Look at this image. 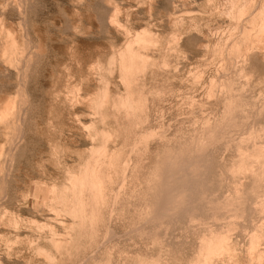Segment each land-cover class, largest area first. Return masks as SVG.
Here are the masks:
<instances>
[{"label":"rangeland","instance_id":"rangeland-1","mask_svg":"<svg viewBox=\"0 0 264 264\" xmlns=\"http://www.w3.org/2000/svg\"><path fill=\"white\" fill-rule=\"evenodd\" d=\"M235 1L0 0V264H264V57L239 36L264 0Z\"/></svg>","mask_w":264,"mask_h":264},{"label":"bare ground","instance_id":"bare-ground-1","mask_svg":"<svg viewBox=\"0 0 264 264\" xmlns=\"http://www.w3.org/2000/svg\"><path fill=\"white\" fill-rule=\"evenodd\" d=\"M184 1H185V0H184ZM241 1H242V0H241ZM233 2H234V1H233ZM235 2H236L238 5L240 4V3L237 2V0H236ZM191 3H193V2L191 1ZM237 4H235V5H237ZM249 4H250V3H249ZM253 4H254V3H253ZM233 5H234V3H232V7H234ZM238 5H237V6H238ZM245 5H246V4H245ZM246 6H247V5H246ZM246 6H245V7H246ZM249 6H250V5H249ZM260 6H261V7H260V9H258V10H257L256 7H255V9H252L254 6H253L251 9H247V7H246V10H250V11H251V12H250V18H249L250 20H249V22H248V23H250V28H249V29H246L245 27H244V29L242 28L243 31L239 34V36L241 37L240 39H242V38H243L242 40L245 39V42H246L245 46H244V44H243V46H244L243 48H244L245 51H247V52L250 53V52H251L250 50H252V52H251V54H252V53L257 52L256 50H258V52L261 53V56L264 57V2H261V3H260ZM245 7L243 6V7H240V8H239V6H238L237 8H235V7H234V8H235V10L238 9L237 11H238L239 13H240V9L242 8V9H241L242 12H241V14H240L241 17H242V15L244 14L243 12H248V13H249V11H246V10L244 11ZM189 8H190V7H189ZM197 8H198V7H197ZM234 8H232V9H234ZM249 8H250V7H249ZM184 10H185V8H184ZM231 11H232V10H231ZM228 12H229V11H228ZM235 12H236V11H235ZM238 12H237V13H238ZM188 13H189V12H188ZM198 13H199V12H198ZM232 13H233V12H232ZM248 13H247V14H248ZM182 15H183V14H182ZM186 15H187V12H186ZM113 17H114V16H113ZM231 17H232V16H231ZM248 17H249V16H248ZM117 18H118V17H117ZM236 19H237V18H236ZM113 20H114V19H113ZM117 20H118V19H117ZM246 20H247V19H246ZM111 21H112V20H111ZM188 21H189V20H188ZM114 22H115V21H114ZM181 22H182V21H181ZM191 22H192V21H191ZM193 22H194V21H193ZM238 22H239V21H238ZM253 22H256V23H253ZM251 23H252V24H251ZM243 24H244V23H243ZM194 25H196V23H195ZM251 25H252V26H251ZM195 28H196V27H195ZM192 29H193V28H192ZM140 30H141V29H140ZM145 30H146V29H145ZM184 30H186V29H184ZM194 30H196V29H194ZM141 31H142V30H141ZM142 32H143V31H142ZM147 32H148V31H147ZM184 32H185V31H184ZM187 32H188V31H187ZM193 32H194V31H193ZM193 32H191V33H193ZM195 32H196V31H195ZM195 32H194V33H195ZM148 33H149V32H148ZM189 33H190V32H189ZM189 33H188V34H189ZM223 33H224V32H223ZM235 33H236V32H235ZM235 33H234V34H235ZM144 34H145V33H144ZM149 34H150V33H149ZM149 34H146V36H147V35L149 36ZM234 34H229V37H230V35H233V36H234ZM184 35H185V34H184ZM197 35H198V34H197ZM224 35H225V34H224ZM227 35H228V34H227ZM236 35H237V34H235L234 37H236ZM189 37H190V36H189ZM191 37H192V36H191ZM194 37H195V36H194ZM196 37H197V36H196ZM229 37H227V39H228ZM143 38H144V36H143ZM152 38H153V37H152ZM154 38H155V37H154ZM136 39H138V38H136ZM220 39H221V37H220ZM225 39H226V38H225ZM227 39H226L225 42H224L225 44L228 43V42L231 40V39H229V41H227ZM238 39H239V38H238ZM144 40H145V39H144ZM180 40H181V39H180ZM196 40H197V39H196ZM141 41H142V40H141ZM171 41H172V40H171ZM218 42H219V41H218ZM242 42H243V41H242ZM245 42H243V43H245ZM143 43H144V42H143ZM154 43H155V42H154ZM159 43H160V42H159ZM170 43H171V42H170ZM221 43H222V42H221ZM232 43L234 44V42L231 41L230 45H231ZM235 43H236V42H235ZM136 44H137V43H136ZM181 44H183V43H181ZM185 44H186V43H185ZM225 44H224V45H225ZM241 44H242V43H241ZM137 45H138V44H137ZM151 45H152V44H151ZM215 45H216V44H215ZM215 45H214V46H215ZM222 45H223V44H222ZM226 45H227V44H226ZM228 45H229V44H228ZM230 45H229V46H230ZM214 46H213V47H214ZM236 46H237V44H236ZM131 47H132V46H131ZM230 47H231V46H230ZM234 47H235V46H234ZM125 48H127V47H125ZM182 48H184V46H183ZM214 48H215V47H214ZM214 48H213V50H214ZM218 48H221V47H220V42H219V47H218ZM232 48H233V46H232ZM232 48H231V49H232ZM243 48H242V49H243ZM127 49H128V48H127ZM131 49H132V48H131ZM170 49H171V48H170ZM172 49H173V48H172ZM215 49H216V48H215ZM253 49L255 50V52H253ZM144 50H145V49H144ZM183 50H184V49H183ZM223 50H224V49H223ZM227 50H228V49H227ZM129 51H130V49H129ZM184 51H185V50H184ZM228 51H229V50H228ZM230 51H232V50H230ZM145 52H146V51H145ZM212 52H213V51H212ZM212 52H211V53H212ZM214 52H215V50H214ZM221 52H222V51H221ZM119 53H120V52H119ZM139 53H140V52H139ZM184 53H185V52H184ZM209 53H210V52H209ZM211 53H210V54H211ZM217 53H218V52H217ZM236 53H237V52H236ZM244 53H245V55H246V52H244ZM185 54H186V53H185ZM228 54H229V53H228ZM251 54H249V56H250ZM123 55H124V54H123ZM126 55H127V51H126ZM138 55H139V54H138ZM141 55H142V54H140V57H141ZM165 55H166V54H165ZM183 55H184V54H183ZM189 55H190V54H189ZM221 55H222V54H221ZM221 55H220V56H221ZM247 55H248V53H247ZM129 56H130V54H129ZM135 56H137V52H136V54L134 55V58H135ZM213 56H214V54H213ZM222 56H223V55H222ZM229 56H230V55H229ZM255 56L258 58V55H256V53H255ZM131 57H132V56H131ZM154 57H155V56H154ZM157 57H158V56H157ZM183 57H184V56H183ZM183 57H182V58H183ZM217 57H218V56H217ZM250 57H251V56H250ZM250 57H249V59H250ZM121 58H122V57H121ZM128 58H129L128 61H130V57H128ZM132 58H133V57H132ZM136 58H139V57L137 56ZM144 58H145V56L142 57L141 60L144 61V60H145ZM211 58H212V57H211ZM214 58H215V56H214ZM218 58H220V57H218ZM223 58H224V57H223ZM244 58H245V57H244ZM252 58H253V56H252ZM260 58H262V57H260ZM122 59H123V58H122ZM122 59H121V61H123V62H121V64H123V63L125 62V61L122 60ZM125 59H127V58H125ZM143 59H144V60H143ZM146 59H147V57H146ZM148 59H150V58H148ZM152 59H153V58H152ZM152 59H151V60H152ZM208 59H209V58H208ZM224 59H225V58H224ZM239 59H240V58H239ZM246 59H247V58H246ZM246 59H244V60H246ZM133 60H134V59H133ZM133 60H132V62H133ZM141 60H140V61H141ZM153 60H154V59H153ZM156 60H158V59H156ZM156 60H155V61H156ZM163 60H164V59H163ZM209 60H210V59H209ZM221 60H222V59H221ZM235 60H236V59H235ZM251 60H252V59H251ZM251 60H250V61H251ZM253 60H254V59H253ZM147 61H148V60H147ZM147 61H145V63H146ZM182 61H183V60H182ZM214 61H215V60H214ZM236 61H237V60H236ZM241 61H242V59H241ZM250 61H249V62H250ZM22 62H23V61H22ZM152 62H153V61H152ZM162 62H163V61H162ZM162 62H161V63H162ZM211 62H212V61H211ZM218 62H219V61H218ZM218 62H217V63H218ZM258 62L260 63V61H258ZM130 63H131V61L129 62V64H130ZM137 63H138V62H137ZM141 63H142V62H141ZM143 63H144V62H143ZM145 63H144V64H145ZM153 63H154V62H153ZM213 63H214V62H213ZM233 63H234V62H233ZM250 63H251V62H250ZM26 64H27V63H26ZM121 64H120V66H119L120 68L123 67V65H121ZM144 64H142V66H143ZM220 64H221V61H220ZM222 64H223V63H222ZM125 65H126V64H125ZM125 65H124V66H125ZM127 65H128V64H127ZM131 65H132V64H131ZM131 65H130V66H131ZM135 65H136V64H135ZM151 65H152V64H151ZM207 65H208V64H207ZM213 65H214V64H213ZM223 65H224V64H223ZM249 65H250V64H249ZM249 65H248V66H249ZM132 66H133V65H132ZM132 66H131V67H132ZM136 66H137V65H136ZM136 66H135V67H136ZM218 66H219V65H218ZM255 66H256V65H255ZM215 67H216V66H215ZM220 67H221V65H220ZM235 67H236V65H235ZM235 67H234V69H235ZM249 67H250V66H249ZM262 67H263V66H262ZM128 68H129V66L127 67V70H129ZM133 68H134V67H133ZM133 68H132V69H133ZM139 68H140V67H139ZM216 68H218V67H216ZM124 69H125V68H124ZM130 69H131V68H130ZM122 70H123V68H122ZM125 70H126V69H125ZM127 70H126V71H127ZM143 70H144V68H143ZM143 70H142V71H143ZM215 70H216V69H215ZM232 70H233V69H232ZM235 70H236V69H235ZM252 70H253V69H252ZM262 70H264V69H262ZM119 71H120V70H119ZM147 71H148V70H147ZM188 71H189V70H188ZM216 71H217V70H216ZM120 72H121V71H120ZM129 72H130V71H129ZM140 72H141V71H140ZM219 72H220V71H219ZM223 72H224V71H223ZM257 72H258V71H257ZM261 72H262V71H261ZM122 73H123V72H122ZM126 73H127V72H126ZM230 73H231V72H229V74H230ZM127 74H128V73H127ZM129 74H130V73H129ZM139 74H140V73H139ZM139 74H138V75H139ZM141 74H143V72H141ZM188 74H191L190 71L188 72ZM261 74H262V73H261ZM130 75H131V74H130ZM151 75H152V74H151ZM216 75H217V74H216ZM226 75H227V74H226ZM237 75H238V74H237ZM237 75H236V77H237ZM259 75H260V74H259ZM222 76H223V75H222ZM229 76H230V75H229ZM120 77H122V76H120ZM134 77L137 78L136 76H134ZM140 77H141V76H139V79H140V80H143V79H141ZM224 77L226 78L227 76H224ZM255 77H256V76H255ZM122 78H123V77H122ZM122 78H121V79H122ZM124 78H126V77H124ZM127 78H128V77H127ZM195 78H196V76H195ZM209 78H210V77H209ZM214 78H215V77H214ZM214 78H213V79H214ZM219 78H220V77H219ZM221 78L223 79V77H221ZM196 79L199 80V77L196 78ZM196 79H195V80H196ZM217 79H218V78H215V80H217ZM222 79H220V80L222 81ZM233 79H234V78H233ZM236 79H237V78H236ZM137 80H138V79H137ZM140 80H139V81H140ZM195 80H194V81H195ZM210 80H211V79H210ZM223 80H224V79H223ZM123 81H124V80H123ZM196 81H197V80H196ZM211 81H212V80H211ZM213 81H214V80H213ZM213 81L211 82V85H210V86L213 85ZM230 81H231V80H230ZM260 81H261V80H259L258 82H260ZM21 82H22V81H21ZM133 82H134V79H133ZM192 82H193V81H192ZM123 83H124V82H123ZM131 83H132V81H131ZM194 83H195V82H194ZM214 83H215V82H214ZM127 84H128V82H127ZM142 84H143V83H142ZM189 84H190V83H189ZM195 84H197V83H195ZM195 84H194V85H195ZM225 84H226V83H225ZM257 84H258V83H257ZM125 85H126V84H125ZM131 85H132V84H131ZM192 85H193V84H192ZM198 85H199V83H198ZM214 85H215V84H214ZM216 85H218V82H216ZM219 85H220V84H219ZM229 85H230V84H229ZM255 85H256V84H255ZM141 86H142V85H141ZM210 86H209V87H210ZM127 87H130V86H127ZM127 87H124V88H127ZM142 87H144V86H142ZM146 87H147V86H146ZM190 87H191V86H190ZM232 87H233V86H232ZM21 88H22V87H21ZM130 88H131V87H130ZM130 88H128V89L130 90ZM211 88H212V87H211ZM211 88H210V89H211ZM254 88H255V87H254ZM156 89H157V88H156ZM201 89H202V88H201ZM256 89H257V88H256ZM142 90H143V89H142ZM142 90H141V91H142ZM194 90H196V89H194ZM211 90H212V89H211ZM124 91H125V90H124ZM134 91H135V90H134ZM139 91H140V90H139ZM141 91H140V92H141ZM155 91H156V90H155ZM201 91H202V90H201ZM207 91L210 92L209 89H207ZM229 91H230V90H229ZM103 92H104V90H103ZM121 92H122V91H121ZM125 92H126V91H125ZM132 92H133V91H131V93H132ZM183 92H184V91H183ZM192 92H193V91H192ZM129 93H130V92H129ZM136 93H137V92H136ZM150 93H151V92H150ZM156 93H157V92H156ZM205 93H206V92H205ZM108 94H109V93H108ZM127 94H128V93L126 92V95H127ZM137 94H138V93H137ZM246 94H247V93H246ZM252 94H253V93H252ZM102 95H103V94H102ZM102 95H101V96H102ZM106 95H107V94H106ZM189 95H190V94H189ZM207 95H209V94L207 93ZM207 95H206V96H207ZM240 95H241V94H240ZM243 95H244V94H243ZM99 96H100V95H99ZM133 96H134V95H133ZM117 97H118V96H117ZM129 97H130V96H129ZM179 97H180V96H179ZM191 97H192V96H191ZM100 98H101V97H100ZM105 98H106V97H105ZM126 98H127V97H126ZM106 99H107V98H106ZM108 99H109V98H108ZM122 99L124 100V98H122ZM122 99H121V100H122ZM131 99H132V98H131ZM131 99H130V100H131ZM241 99H242V98H241ZM119 100H120V99H119V97H118V100H117V101L119 102ZM234 100H235V95H234ZM102 101H103V100H102ZM107 101H108V100H107ZM110 101H111V100H110ZM110 101H109V102H110ZM117 101L115 100V103H116V104H117ZM146 101H147V100H146ZM238 101H239V99H237V102H238ZM96 102H97V101H96ZM109 102H108V103H109ZM111 102H112V101H111ZM113 102H114V101H113ZM121 102H122V101H121ZM143 102H144V104L146 103L145 101H142V103H143ZM187 102H188V101H187ZM225 102H227V101H224V103H225ZM239 102H240V101H239ZM239 102H238V103H239ZM245 102H246V101H245ZM131 103H133V102H131ZM147 103H148V102H147ZM228 103H229V102H228ZM116 104H115V105H116ZM119 104H120V103H119ZM124 104H125V103H124ZM124 104H123V106H124ZM225 104H226V103H225ZM101 105H102V104H101ZM125 105H126V104H125ZM131 105H132V104H131ZM131 105H130V107H131ZM227 105H228V104H227ZM241 105H242V104H241ZM241 105H240V106H241ZM259 105H260V104H259ZM116 106H117V105H116ZM138 106H139V105H138ZM237 106H238V105H237ZM240 106H239V107H240ZM242 106L244 107V105H242ZM250 106H251V105H250ZM109 107H110V106H109ZM109 107H108V108H109ZM130 107H128V108H130ZM145 107H146V106H145ZM233 107H234V106H233ZM243 107H242V108H243ZM100 108H101V107H100ZM114 108H115V106H114ZM121 108H122V107H121ZM126 108H127V107H126ZM126 108H125V109H126ZM131 108H134V107H131ZM136 108H137V107H136ZM240 108H241V107H240ZM116 109L118 110L119 108H116ZM243 109H244V108H243ZM243 109H241L242 112H243ZM257 109H258V108H257ZM19 110H20V107H19ZM117 110H116V111H117ZM121 110H122V109H121ZM121 110L119 109V111H121ZM135 110H136V109H135ZM135 110H134V112H135ZM139 110H140V109H139ZM139 110H138V111H139ZM228 110H229V109H228ZM236 110H237V109H236ZM238 110H239V109H238ZM259 110H260V109H259ZM127 111H129V110H127ZM130 111H131V109H130ZM140 111L143 112V110H140ZM140 111H139V112H140ZM161 111H162V109H161ZM223 111H224V109L222 110V112H223ZM248 111H249V110H248ZM132 112H133V111H132ZM139 112H138V113H139ZM211 112H213V111H211ZM256 112H257V110L255 111V113H256ZM113 113H114V112H113ZM118 113H119V112H118ZM125 113H126V111H125ZM127 113H128V112H127ZM130 113H131V112H130ZM135 113H136V112H135ZM140 113H141V112H140ZM225 113H226V112H225ZM233 113H234V111H233ZM14 114H15V113H14ZM119 114H120V113H119ZM128 114H129V113H128ZM133 114H134V113H133ZM221 114H222V113H221ZM221 114H220V115H221ZM243 114H244V112H243ZM245 114H247V116H249V115H248V112H245ZM114 115H115V113H114ZM136 115H137V113H136ZM18 116H19V115H18ZM20 116H21V114H20ZM202 116H203V115H202ZM216 116H217V115H216ZM234 116H235V115H234ZM243 116H244V115H243ZM102 117H103V116H102ZM104 117H105V116H104ZM116 118H117V117H116ZM207 118H208V117H207ZM100 119H101V118H100ZM145 119H146V118H145ZM209 119H210V118H209ZM101 120H103V118H102ZM19 121H20V120H19ZM146 121H147V120H146ZM1 122H2V121H1ZM15 122H16V120H15ZM140 122H141V121H140ZM17 123H18V120H17ZM101 123H102V121H101ZM168 123H169V122H168ZM13 124H14V123H13ZM182 124H183V123H182ZM232 124H233V123H232ZM14 127H15V125H14ZM137 130H138V129H137ZM114 131H115V130H114ZM143 131H144V130H143ZM152 131H153V130H152ZM207 131H208V130H207ZM111 132H112V131H111ZM210 132H211V131H210ZM210 132H209V133H210ZM219 132H220V131H219ZM103 133H105V132H103ZM103 133H102V134H103ZM140 133H141V132H140ZM142 133H143V132H142ZM18 134H19V133H18ZM109 134H110V133H109ZM144 134H146V132H145ZM144 134H141L140 136H143ZM96 135H97V134H96ZM112 135H113V134H112ZM150 135H151V134H150ZM202 135H203V134H202ZM210 135H211V134H210ZM212 135H213V133H212ZM129 136H130V135H129ZM144 136H147V135H144ZM144 136H143L142 138H144ZM205 136H206V135H205ZM245 136H246V135H245ZM107 137H108V136H107ZM160 137H161V136H160ZM160 137H158V138H160ZM155 138H156V137H155ZM109 139H110V138H109ZM136 139H137V137H136ZM92 140H93V139H92ZM161 140H162V138H161ZM201 140H202V138H201ZM142 141H143V140H142ZM251 141H252V140H251ZM251 141H250V142H251ZM134 142H135V141H134ZM252 142H253V141H252ZM18 143H19V142H18ZM136 143H138V142H136ZM133 144H135V143H133ZM138 144H139V143H138ZM14 145H15V144H14ZM135 145H136V144H135ZM156 145H157V144H156ZM248 145H249V144H248ZM248 147H249V146H248ZM251 147H252V145H251ZM251 147H250V149H251ZM97 149H99V147H98ZM102 149H104V148H102ZM142 149H143V148H142ZM89 150H90V149H89ZM99 150H100V149H99ZM244 150H245V149L243 148V152H244ZM104 151L106 152L105 149H104ZM133 151H134V150H133ZM241 151H242V149H241ZM241 151H239V152H241ZM248 151H249V150H248ZM90 152H91V151H90ZM105 152H104V153H105ZM90 154H91V153H90ZM94 154H95V153H94ZM108 154H109V153H108ZM103 155H105V154H103ZM113 156H114V155H113ZM115 156H116V155H115ZM241 156H242V155H241ZM129 157H130V156H129ZM251 157H254V156H251ZM260 157H261V155H260ZM93 158H94V157H93ZM97 158H98V157H97ZM108 158H109V157H108ZM257 158H258V157H257ZM5 159H6V158H5ZM95 159H96V158H95ZM243 159H244V158H243ZM243 159H242V160H243ZM112 160H113V159H112ZM124 160L126 161V159H124ZM255 160H256V159H255ZM245 161H246V160H245ZM252 161H253V160H252ZM2 162H3V161H2ZM5 162H6V161H5ZM5 162H4V164H6ZM7 162H8V161H7ZM93 162H94V161H93ZM95 162H96V160H95ZM97 162H99V161H97ZM102 162H103V161H102ZM102 162H101V163H102ZM113 162H115V161H113ZM149 162H150V161H149ZM86 163H87V162H86ZM91 163H92V162H91ZM91 163H90V164H91ZM125 163H126V162H125ZM127 163H128V161H127ZM129 163H130V161H129ZM249 163H250V162H249ZM93 164H94V163H93ZM102 164H103V163H102ZM244 164H246V163H244ZM252 164H253V163H252ZM87 165H88V164H87ZM94 165H95V164H94ZM97 165H98V164H97ZM249 165H250V164H249ZM100 166H101V165H100ZM103 166H104V165H103ZM243 166H244V165H243ZM85 167H86V166H85ZM238 167H240V166H238ZM253 167H255V166H253ZM102 168H103V167H102ZM91 169H92V168H91ZM96 169H97V168H96ZM244 169H245V168H244ZM124 170H125V169H124ZM209 170H210V169H209ZM247 170H248V169H247ZM258 170H259V169H258ZM1 171H2V170H1ZM74 171H75V170H74ZM80 171H81V170H80ZM87 171H88V170H87ZM93 171H95V172H93ZM101 171H102V170H101ZM195 171H196V170H195ZM243 171H244V170H243ZM248 171H249V170H248ZM84 172H85V171H84ZM119 172H120V171H119ZM221 172H222V171H221ZM75 173H76V172H75ZM88 173H89V172H88ZM93 173H96V170H93V169L91 170V172H90V174H89V175H91V177H90L89 175H86V174L84 173V174H85V178L88 177V176L90 177V178L88 177V179H86V180H89V182H91V183H94L95 180L98 179V178H96V177H98V176H97L98 174H97L96 176L94 175L95 178L92 177V174H93ZM99 173H100V171H99ZM69 174H70V173H69ZM123 174H124V173H123ZM245 174H246V173H245ZM247 174H248V172H247ZM250 174H251V173H250ZM259 174H260V173H259ZM79 175H80V173H79ZM79 175H78V176H79ZM101 175H102V174H101ZM119 175H120V174H119ZM254 175H255V173H254ZM247 176H248V175H247ZM259 176H260V175H259ZM259 176L256 175L257 179H258ZM80 177H81V179H82V183L85 182V183H84V184H85L84 186H85V188H86V187H87V186H86V185H87V184H86L87 181L84 180V179H85L84 176H83V177L80 176ZM104 177H106V176H104ZM114 177H115V176H114ZM125 177H126V176H125ZM72 178H73V175H72ZM76 178H78V177L76 176ZM93 178H94V179H93ZM247 178H249V177H247ZM74 179H75V177H74ZM79 179H80V178H79ZM90 179H91V180H94V181L92 182ZM107 179H108V178H107ZM117 179H118V178H117ZM122 179H123V178H122ZM125 179H126V178H125ZM125 179H124V180H125ZM3 180H4V179H3ZM70 180H71V179H70ZM83 180H84V181H83ZM100 180H101V177H100ZM105 180H106V179H105ZM120 180H121V179H120ZM124 180H123V181H124ZM219 180H220V179H219ZM71 181H72V180H71ZM98 181H99V179H98ZM98 181L96 180V182H95V183L97 184V185L95 184L96 186H98L99 184H101V183H100L101 181H100L99 183H98ZM123 181H122V183H123ZM221 181H222V180H221ZM68 182H70V181H68ZM75 182H78V179H75ZM75 182H74V180H73V184H74ZM119 182H120V181H119ZM225 182H226V181H225ZM71 183H72V182H71ZM91 183H90V185H92V186H91V189H93V190L95 191V187H96V186L93 185V184H91ZM221 183H222V182H221ZM73 184H72V187L76 185V184H75V185H73ZM77 184L80 185V182H78ZM104 184H105V182H104ZM107 184H109V183H107ZM110 184H111V183H110ZM79 185H78V187H79ZM82 185H83V184H82ZM116 185H117V184H116ZM93 186H95V187L93 188ZM100 186H102V185H99V186L96 188V192L98 191V188H99V190H101L100 188H102V187H100ZM69 187H70V186H69ZM69 187H68V190H69ZM75 187L77 188V186H75ZM75 187H73V188L75 189V190H73V191H77V192H78V196H79V195L81 196V194H82L81 191H80V190H79V191L76 190ZM116 187H117V186H116ZM119 187H120V186H119ZM64 188H66V187L64 186ZM73 188H72V189H73ZM88 188H89V187H88ZM114 188H115V186H114ZM235 188H236V187H235ZM53 189H54V188H53ZM57 189H58V188H57ZM78 189H81V187H79ZM122 189H123V188H122ZM105 190H106V189H105ZM238 190H239V189H237V192H239ZM94 191H93V193H95ZM103 191H104V190H103ZM228 191H229V189H228ZM231 191H232V189H231ZM231 191H230V192H231ZM233 191H234V190H233ZM235 191H236V190H235ZM63 192H64V191H63ZM63 192H61V193L63 194ZM77 192L74 193V195H76ZM85 192H86V191H85ZM99 192H100V191H99ZM80 193H81V194H80ZM90 193H91V195H93L92 192H90ZM100 193H102V191H101ZM108 193H109V192H108ZM113 193H114V191H113ZM121 193H122V192H121ZM52 194H53V193H52ZM213 194H214V193H213ZM227 194H228V193H226V197H228V195H230V196L232 195V194H228V195H227ZM233 194H234V193H233ZM236 194H237V193H236ZM74 195H72V198H73ZM88 195H90V194H88ZM98 195H101V194H98ZM102 195H103V194H102ZM119 195H120V194H119ZM56 196H58V195H56ZM80 196H79V198H77V195H76V197H75V196H74V197L77 198V200H78V199H80V200L83 199L84 201L86 200V199H84V198H86V197H83V198H82L83 194H82L81 198H80ZM84 196H85V195H84ZM93 196H94V195H93ZM106 196H107V195H106ZM109 196H110V194H109ZM120 196H121V195H120ZM237 196H238V195H237ZM52 197H53V196H52ZM59 197H60V195H59ZM61 197H62V196H61ZM61 197H60V199H61ZM65 197L67 198L66 195H65ZM87 197H88V196H87ZM89 197H90V196H89ZM89 197H88V198H89ZM95 197H96V198H95ZM97 197H98V196H94L93 199H91V200H93V203H94L95 199H97ZM99 197H100V196H99ZM99 197H98V199L100 200ZM104 197H105V195H104ZM232 197H233V196H232ZM263 197H264V196H263ZM69 198H70V197H69ZM69 198H68V199H69ZM94 198H95V199H94ZM107 198H108V196H107ZM116 198H117V197H116ZM54 199H55V198H54ZM64 199H65V198H64ZM73 199H74V198H73ZM73 199H72V200H73ZM98 199H97V202L95 201L96 203H98ZM108 199H109V198H108ZM114 199H115V198H114ZM224 199H225V197H224ZM252 199L254 200V198H252ZM252 199H251V200H252ZM263 199H264V198H263ZM70 200H71V199H70ZM110 200H111V199H110ZM51 201H52V200H51ZM54 201H55V200H54ZM89 201H90V200H89ZM100 201L102 202V200H100ZM100 201H99V202H100ZM107 201H108V200H107ZM111 201H112V200H111ZM70 202H71V201H70ZM72 202H73V201H72ZM82 202H83V201H82ZM104 202H106V201L104 200V201H103V204H104ZM113 202L115 203V201H113ZM253 202H254V201H253ZM64 203H65V202H64ZM75 203H76V202H74V204L72 203V204H73V207H72V206H71V207H72L73 209L76 208V207L79 205L78 202H77V203H76L77 206H75V205H76ZM79 203H81V202L79 201ZM83 203H84V202H83ZM85 203L88 204L87 200L85 201ZM89 203H90V206H91V205H92V204H91L92 201H90ZM96 203L94 204V207L97 205ZM109 203H111V202H109ZM109 203H108V204H109ZM221 203H222V201H221ZM254 203H255V202H254ZM261 203H263V201H261ZM62 204H63V203H62ZM98 204L100 205V204H102V203H98ZM103 204H102V205H103ZM105 204H106V203H105ZM232 204H233V203H232ZM102 205H101V206H96V208L99 207V208H100V211H101V209H102ZM109 205H110V204H109ZM81 206H82V205H81ZM81 206L79 205V209H77V210L79 211V214H80V213L84 214L86 210L83 212L84 209H83ZM84 206H85V205L83 204V207H84ZM87 206H88V205H86L85 208H87ZM112 206H113V205H112ZM254 206H255V205H254ZM257 206H258V205H257ZM80 207H81L83 210H82ZM258 207H259V206H258ZM263 207H264V206H263ZM64 208H65V207H64ZM67 208H68V207H67ZM67 208H66V209H67ZM69 208H70V207H69ZM69 208H68V209H69ZM90 208H91V207H90ZM92 208H93V206H92ZM92 208H91V209H88V208H87V211L91 210L92 214H94L95 212H93V211H95V209H94V208L92 209ZM107 208H108V207H107ZM103 209H104V208H103ZM218 209H219V208H218ZM256 209H257V208H255V210H256ZM57 210H58V209H57ZM69 210L72 211V209H69ZM74 210H76V209H74ZM77 210H76V214H75V216L78 215V216L80 217V215L77 214V213H78ZM96 210H97V209H96ZM55 211H56V210H55ZM61 211H62V210H61ZM66 211H67V210H66ZM70 211H68V212L70 213ZM80 211H81V212H80ZM87 211H86V212H87ZM100 211L97 210L98 213H96V214H97V215L99 214V216H97V217H100V215H101V214H100V213H101ZM110 211H111V210H110ZM261 211H264V209H262ZM99 212H100V213H99ZM102 212H103V210H102ZM247 212H248V211H247ZM52 213H54V212H52ZM71 213L74 214L75 212H71ZM87 213H88V212H87ZM87 213H85V214H87ZM106 213L108 214L109 212H106V210H105V214H106ZM261 213H263V212H261ZM55 214H56V213H55ZM92 214H91V217H92ZM96 214H94L95 216L92 217V219L89 218V217H86V216H85V218H86V219L89 218V219L92 221V223H93V218H94V220H95ZM102 214H103V213H102ZM109 214H110V215H109ZM109 214H108V215L111 216V213H109ZM212 214H213V213H212ZM254 214H255V213H254ZM1 215H2V214H1ZM87 215H88V214H87ZM113 215H114V214H113ZM70 216L73 217V215H70ZM78 216H77V217H78ZM81 216H83V215H81ZM89 216H90V215H89ZM77 217L74 218L75 221H76V218H77ZM3 218H4V217H3ZM80 218H82V217H80ZM80 218H79V219H80ZM83 218H84V216H83ZM85 218H84V220H85ZM107 218H108V217H107ZM191 218H193V217H191ZM74 219H73V220H74ZM98 219H99V218H98ZM101 219H102V217H101ZM199 219L201 220L200 217H199ZM208 219H209V218H208ZM50 220H52V219H50ZM59 220H60V219H59ZM99 220H100V219H99ZM99 220H98V221H99ZM104 220H105V218H104ZM148 220H149V219H148ZM189 220H190V219H189ZM193 220H195V219H193ZM210 220H211V219H210ZM52 221H53V220H52ZM80 221H81V219H80ZM86 221H87V220H85L84 222H86ZM91 221H89V222H91ZM96 221H97V218H96V220H95L94 222H96ZM101 221H102V220H101ZM105 221H106V220H105ZM259 221H262V220H259ZM263 221H264V220H263ZM77 222H78V221H76V223H77ZM102 222L105 223L104 221H102ZM205 222H207V221H205ZM59 223H60V222H59ZM82 223H83V221H82ZM92 223H90V224L93 225L94 223H93V224H92ZM198 223H199V222H198ZM203 223H204V222H203ZM252 223H255V221L252 222ZM258 223H260V222H258ZM258 223H257V225H256V224H255V225L258 226ZM78 224H81V223L78 222ZM83 224H86V223H83ZM189 224H191V223L189 222ZM195 224H196V223H195ZM213 224H214V223H213ZM261 224H262V223H260V226L263 225V224H262V225H261ZM81 225H82V224H81ZM176 225H178V224H176ZM67 226H68V225H67ZM75 226H76V225H75ZM94 226H95V224H94ZM99 226H100V225H99ZM185 226H186V225H185ZM42 227H43V226H42ZM82 227H83V225H82ZM84 227H86V226H84ZM191 227H192V226H191ZM258 227H259V226H258ZM258 227H256V228H258ZM51 228H52V227H51ZM69 228H70V227H69ZM73 228H74V227H73ZM75 228H76V227H75ZM90 228L93 229V226L90 227ZM205 228H206V227H205ZM213 228H214V227H213ZM260 228H261L262 230L264 229L263 227H259V229H260ZM193 229H194V228H193ZM227 229H228V228H227ZM68 230H69V229H68ZM86 230H87V229H86ZM157 230H158V229H157ZM213 230H214V229H213ZM213 230H212V231H213ZM229 230H230V229H229ZM232 230H233V229H232ZM96 231H97V230H96ZM150 231H151V230H150ZM152 231H153V230H152ZM221 231H222V230H221ZM254 231L256 232L257 230H254ZM41 232H42V231H41ZM92 232H93V231H92ZM208 232H209V231H208ZM218 232L220 233V231H218ZM228 232H229V231H228ZM228 232H227V233H228ZM212 233H213V232H212ZM212 233H211V234H212ZM225 233H226V232H225ZM230 233H231V232H230ZM262 233H263V231H262ZM49 234H50V233H49ZM54 234H55V233H54ZM61 234H62V233H61ZM66 234H68V233H66ZM66 234H65V237H66ZM69 234H71V232H69ZM80 234H81V233H80ZM164 234H165V233H164ZM96 235H97V234H96ZM104 235L106 236V234H104ZM108 235H109V234H108ZM196 235H197V234H196ZM204 235H205V234H204ZM207 235H208V234H206L205 236H207ZM253 235H254V234H253ZM260 235H261V234H260ZM45 236H46V235H45ZM70 236H71V235H70ZM84 236H85V235H84ZM94 236H95V235H94ZM101 236H102V235H101ZM158 236H159V235H158ZM165 236H167V235H165ZM49 237H50V236H49ZM60 237H61V236H60ZM67 237H68V236H67ZM86 237H87V236H86ZM99 237H100V236H99ZM202 237H203V236H202ZM243 237H244V236H243ZM252 237H254V236H252ZM44 238H45V237H44ZM61 238H62V237H61ZM73 238H74V237H73ZM89 238H90V237H89ZM96 238H97V237H96ZM150 238H151V237H150ZM203 238H204V237H203ZM209 238H211V236H210ZM48 239H49V238H48ZM58 239H59V238H58ZM63 239H64V238H63ZM67 239H68V238H67ZM70 239H72V238H70ZM94 239H95V238H94ZM99 239H100V238H99ZM101 239H102V238H101ZM147 239H148V238H147ZM151 239H152V238H151ZM151 239H150V240H151ZM181 239H182V238H181ZM221 239H223V238H221ZM228 239H230V238H228ZM205 240H206V239H205ZM223 240H224V239H223ZM66 241H67V240H66ZM72 241H73V240H72ZM102 241H104V240H102ZM201 241H202V239H201ZM201 241H200V242H201ZM203 241H204V240H203ZM228 241H230V240H228ZM54 242H55V240L52 241L51 243H54ZM89 242H90V241H89ZM93 242H94V241H93ZM204 242H205V241H204ZM102 243H103V242H102ZM102 243H101V244H102ZM166 243H167V242H166ZM31 244H32V243H31ZM68 244H69V242H68ZM73 244H74V243H73ZM90 244H91V243H90ZM108 244H109V243H108ZM108 244H107V245H108ZM148 244H149V243H148ZM76 245H77V244H76ZM99 245H100V242H99ZM107 245H106V246H107ZM131 245H132V244H131ZM200 245H204V244H201V243H200ZM209 245H210V244H209ZM227 245H228V244H227ZM92 246H93V245H92ZM211 246H212V245H211ZM224 246H225V245H224ZM109 247H110V246H109ZM227 247H229V246H227ZM227 247H226V248H227ZM77 248H78V247H77ZM223 248H224V247L222 246V248H220V249H223ZM220 249H219V250H220ZM57 250H58V248H57ZM64 250H65V249H64ZM91 250H92V249H91ZM68 251H69V250H68ZM97 251H98V250H97ZM151 251H152V250H151ZM220 251H222V250H220ZM220 251H219V252H220ZM40 252H41V251H40ZM108 252H109V251H108ZM115 252H116V251H115ZM161 252H162V251H161ZM210 252H211V251H210ZM215 252H216V251H215ZM217 253H218V251H217ZM225 253H227V252H225ZM225 253H224V254H225ZM137 254H138V253H137ZM212 254H213V252H212ZM93 255H94V254H93ZM208 255H209V254H208ZM213 256H214V255H213ZM217 256H218V255H217ZM138 257H140V256H138ZM210 257H211V256H209V258H210ZM110 258H111V257H110ZM144 258H145V257H144ZM153 258H154V257H153ZM155 258H156V257H155ZM155 258H154V259H155ZM101 259H102V258H101ZM120 259H121V258H120ZM193 259H194V258H193ZM52 260H53V258H52ZM148 260H149V259H148ZM155 260H156V259H155ZM50 261H51V260H50ZM140 261H142V260H139V262H140ZM193 261H195V260H193ZM251 261H252V260H251ZM206 262H207V261H206ZM28 263H29V262H28ZM105 263H106V261H105ZM152 263H153V262H152ZM193 263H194V262H193ZM195 263H197V262H195ZM204 263H205V262H204ZM135 264H136V263H135ZM141 264H142V263H141ZM144 264H145V263H144ZM258 264H259V263H258Z\"/></svg>","mask_w":264,"mask_h":264}]
</instances>
